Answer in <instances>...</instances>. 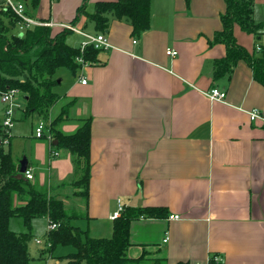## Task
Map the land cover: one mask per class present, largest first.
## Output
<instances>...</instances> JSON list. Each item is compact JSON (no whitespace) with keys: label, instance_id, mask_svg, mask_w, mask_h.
Instances as JSON below:
<instances>
[{"label":"crops","instance_id":"obj_1","mask_svg":"<svg viewBox=\"0 0 264 264\" xmlns=\"http://www.w3.org/2000/svg\"><path fill=\"white\" fill-rule=\"evenodd\" d=\"M113 1L118 0H40L30 16L72 25L81 6L91 14L97 2ZM254 1L261 35L234 27L237 43L250 54L264 49V0ZM225 11L224 0H151V26L140 36L113 17L105 32L88 33L95 24L86 16L73 24L89 35H106L112 45L97 62L76 75L70 72L52 109L54 117L57 106L74 99L70 119H92L89 196L77 195L71 186L84 163L77 165L46 135L36 137L46 143L36 145L28 169L32 184L57 195L72 213L88 214L83 231L93 237H110L111 217L139 192L137 207H166L168 219L131 224V258L147 254L161 257L160 264H264V122L251 121L246 113L264 114V87L243 61L214 81V63L227 51L211 42L222 30ZM84 41L68 45L81 48ZM168 50L178 55L168 56ZM215 88L226 93L225 103L208 98ZM79 125L65 121L60 129L71 134ZM37 241L50 259L53 252Z\"/></svg>","mask_w":264,"mask_h":264},{"label":"trees","instance_id":"obj_2","mask_svg":"<svg viewBox=\"0 0 264 264\" xmlns=\"http://www.w3.org/2000/svg\"><path fill=\"white\" fill-rule=\"evenodd\" d=\"M26 13L31 14L39 8L40 0H21ZM188 3L190 0H186ZM226 11L221 16L222 30L217 32L211 44L226 46V56L215 61L213 79L218 81L232 72L241 61L247 63L253 73L254 81L264 87V49H255L250 54L237 43L234 27L260 36L261 24L254 20V0H224ZM31 5V8L29 6ZM86 16L95 24L96 32H105L109 28L110 17L129 23L133 36H140L151 26V0H118L97 2L94 12L87 13L86 6H81L75 24ZM19 19L6 10L4 1L0 2V92L17 88L26 102L25 113L36 114L50 122V133L57 149L69 151L76 159L77 165L84 163L80 178L71 186L80 192L81 197L89 196L91 179L90 147L92 119H70V111L75 100L62 105L59 112L52 117V109L61 96L54 92L59 80L54 79L57 71L66 69L76 75L82 68L78 62L95 63L102 50L92 45L74 48L68 45L67 35L72 33L62 28L34 27L24 33L13 34ZM259 51L258 53L256 51ZM257 54V55H256ZM65 121L79 122L74 133H64L60 127ZM7 137L0 123V140ZM64 201L57 195L42 190L20 173L19 165L12 154L0 148V264H30L26 238L31 235L33 221L48 218L57 224V229L48 233L50 251L56 247H73L75 252L64 256V264H145L146 255L131 258L128 255L131 224L141 219H168L166 207L126 206L120 218L112 222L110 237H93L89 231L73 226L72 220L90 219L87 213H72ZM20 218L25 228L24 233L10 229L13 218ZM162 261V259H159ZM159 264V263H158ZM188 264V263H178Z\"/></svg>","mask_w":264,"mask_h":264},{"label":"rangeland","instance_id":"obj_3","mask_svg":"<svg viewBox=\"0 0 264 264\" xmlns=\"http://www.w3.org/2000/svg\"><path fill=\"white\" fill-rule=\"evenodd\" d=\"M0 2H3V0H0ZM47 2L49 3V0H47ZM29 6L31 8L30 3ZM33 12L34 11H32L31 13ZM90 26L93 27L92 25ZM87 32L95 33V29L91 31V29L88 28ZM12 33L19 34L17 29H13ZM83 39H84L83 37L75 35L73 33L67 35L66 38L68 44H73L76 46H78L81 43V40ZM72 76L73 75L66 69H61L57 71L54 79L59 80L60 78L62 79V77H65V80L63 85H57L55 87L54 92H56L59 95L61 94L63 95L67 85V80L69 78L71 79ZM20 101H21V108H19L20 111L17 110L15 111L16 114L14 117L15 119L14 126L11 129V134H10L11 146H3L5 152H8L9 150L11 151L13 160L17 164H20L24 158H26L31 163L33 161L34 154L36 153V145L39 143H44V144L46 143L44 140L36 139V127L43 119L36 114H28L27 116H23L24 114H22V112H24L26 109V102L25 99H23V96L21 97ZM3 109H4V105L1 104L0 102V117H1V113L3 115ZM59 110H60V105L55 108L53 114L56 115L59 112ZM45 135L48 136V133L46 132ZM125 201L128 202V199H125ZM72 224L73 226L78 227L82 230H88V220H85L83 218L73 220ZM10 229L16 233H24L27 231V229L23 224V221L17 217L11 220ZM47 231H48L47 220H45L44 218H38L33 221L31 235L26 238L29 257L31 259L30 264H47L46 260L48 261V264H64L65 263L64 256L75 252V249L73 247L58 246L52 251L53 252L51 255L52 257L48 259L47 255L50 254L49 253L43 254L42 247L37 246L35 244L36 239H40L43 243L46 242ZM93 235H95V233ZM128 255L131 256V252L128 251ZM159 259H161V257L159 256L146 255L145 264H158V263L160 264L161 261ZM59 260L61 261V263H58Z\"/></svg>","mask_w":264,"mask_h":264},{"label":"built area","instance_id":"obj_4","mask_svg":"<svg viewBox=\"0 0 264 264\" xmlns=\"http://www.w3.org/2000/svg\"><path fill=\"white\" fill-rule=\"evenodd\" d=\"M4 6L6 10L12 11L16 18L19 19L17 23V30L21 34L24 33L26 30L34 27H59L62 29H66L71 31L72 33H77L84 37L85 41L81 45V51L85 49V47L92 45L95 49L98 50H109L112 48V45L110 44L108 38L104 34H97V35H89L86 32L82 31L81 29H78L77 27L71 25V24H61V25H54L52 22H43L37 19L32 18L30 15L26 13V7L25 4L22 1L18 0H3ZM168 56L175 57L178 55L176 51L168 50L167 51ZM78 62L82 64V67L88 66L89 63L84 62L82 59H79ZM81 83L83 85L87 84L86 79H82ZM208 98L213 102H223L225 103L227 95L225 92L215 88L211 90L208 94ZM22 93L17 88L8 89L7 91L0 92V98L1 102L4 105V113H3V120L2 125L5 130V133L7 137H4L0 140V148L3 146H8L10 143V134L11 129L14 126V117H15V111L21 108V99ZM250 118L251 121H257L261 120L264 122V114L258 110L253 109L246 112ZM50 122H46L45 120H42L39 125L36 128V137L42 138L44 137L45 133H48V139L49 142L53 141V136L50 133ZM54 156H57V153H53ZM25 178L29 181L34 180L33 173L27 169V171L23 174ZM124 211L123 206H119L118 211L111 217L112 220H115L117 218H120L122 212ZM178 218L177 216L175 217ZM58 225L54 224L52 222H49L48 225V233L57 229ZM168 238L166 239V241ZM38 244H41V241H37ZM44 246L46 248H51V244L47 240L46 243H44Z\"/></svg>","mask_w":264,"mask_h":264},{"label":"water","instance_id":"obj_5","mask_svg":"<svg viewBox=\"0 0 264 264\" xmlns=\"http://www.w3.org/2000/svg\"><path fill=\"white\" fill-rule=\"evenodd\" d=\"M54 145H57V143H55ZM28 165H29L28 160L24 158L23 161L20 163V173L21 174H24L27 171ZM141 198H142V193L139 192L136 196L132 198V201L130 202L129 207L136 208Z\"/></svg>","mask_w":264,"mask_h":264}]
</instances>
